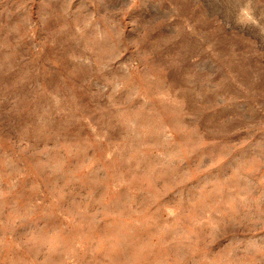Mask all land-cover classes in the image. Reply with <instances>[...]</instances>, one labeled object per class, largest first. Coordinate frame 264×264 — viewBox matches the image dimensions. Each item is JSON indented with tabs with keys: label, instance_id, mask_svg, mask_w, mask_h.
<instances>
[{
	"label": "rangeland",
	"instance_id": "rangeland-1",
	"mask_svg": "<svg viewBox=\"0 0 264 264\" xmlns=\"http://www.w3.org/2000/svg\"><path fill=\"white\" fill-rule=\"evenodd\" d=\"M0 264H264V0H0Z\"/></svg>",
	"mask_w": 264,
	"mask_h": 264
}]
</instances>
